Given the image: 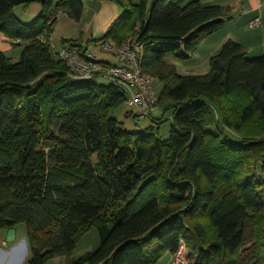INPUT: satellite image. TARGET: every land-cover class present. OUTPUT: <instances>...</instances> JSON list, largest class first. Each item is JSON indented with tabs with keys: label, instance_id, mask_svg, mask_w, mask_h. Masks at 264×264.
<instances>
[{
	"label": "trees",
	"instance_id": "obj_1",
	"mask_svg": "<svg viewBox=\"0 0 264 264\" xmlns=\"http://www.w3.org/2000/svg\"><path fill=\"white\" fill-rule=\"evenodd\" d=\"M97 1L120 10L99 41L142 45V72L163 85L162 116L125 130L113 117L120 85L73 79L52 59L56 16L78 21L81 0H0V32L21 48L16 61L0 52V231L24 225L26 264H155L181 246L185 264H264V53L249 58L227 40L206 74L180 76L166 55L189 59L229 7ZM32 3L41 13L24 24L13 9ZM92 229L97 247L74 258Z\"/></svg>",
	"mask_w": 264,
	"mask_h": 264
},
{
	"label": "rangeland",
	"instance_id": "obj_2",
	"mask_svg": "<svg viewBox=\"0 0 264 264\" xmlns=\"http://www.w3.org/2000/svg\"><path fill=\"white\" fill-rule=\"evenodd\" d=\"M58 0H54L56 3ZM133 4H137L139 0H130ZM83 5V12L81 18L78 21H74L70 18V16L66 12H60L56 16V21L53 25V32L50 37V44L55 48L60 47H68V42H77L82 46L88 48V50L94 55L97 61H104V59L110 58L109 53L102 52L97 47L99 41L104 34L94 35V26L92 22L93 15V6L95 3H100L101 1L97 0H81ZM118 7V6H117ZM237 10V9H235ZM234 10V12H235ZM41 13V5L39 3H32L27 7L17 6L13 9V15L22 23L30 24L34 21L39 14ZM233 9H230V17L229 20L233 18ZM236 19V18H235ZM232 27L229 28L231 30ZM250 29V28H249ZM254 29V28H251ZM97 32V30H96ZM234 31L218 30L212 35L206 37L205 42L201 41L197 46V49L192 54H189V59L187 60H178L174 58L172 55H166L164 62L170 66H173L175 69V73L180 76H188V75H204L209 70L208 61L209 58L216 54L213 52L216 46H219L221 40L225 37L226 34H233ZM227 36V35H226ZM225 43V42H224ZM223 43V44H224ZM222 46V45H220ZM219 49V48H218ZM21 52V48L17 47V55L9 56L12 58H19ZM8 57V58H9ZM253 58V57H252ZM168 60L174 61V63H169ZM168 62V63H167ZM97 84H107L108 80L105 78H97L95 81ZM162 83L159 79L153 78L152 80V88L157 95L159 96ZM130 111L125 104H122L118 108L113 111V117L122 123V126L127 131H138L140 129H144L148 124V119H142L139 123H135L134 118L132 116H128L127 113ZM162 109L159 106L155 107V111L152 112V117L161 118ZM170 116L171 112L168 111L163 116V122L160 125L158 135L160 138L165 139L168 134V130L170 128ZM232 139H235V136L229 134ZM15 238L13 241H7L6 249L9 247L16 246V251H14L13 255L9 257L6 264H25L27 259L30 257V250L28 247L25 227L23 224H18L14 228ZM4 231H0V240L2 239ZM97 239L98 236L95 229L90 230L85 235H83L76 244V247L73 251L72 256L74 258H79L90 251L91 246H94L93 239ZM4 240L6 237L4 236ZM1 242V241H0ZM98 243L96 244V246ZM92 250V249H91ZM6 258V254L0 251V264ZM64 260L61 257H56L52 261H49L47 264H60L61 261ZM63 264V263H62Z\"/></svg>",
	"mask_w": 264,
	"mask_h": 264
},
{
	"label": "built area",
	"instance_id": "obj_3",
	"mask_svg": "<svg viewBox=\"0 0 264 264\" xmlns=\"http://www.w3.org/2000/svg\"><path fill=\"white\" fill-rule=\"evenodd\" d=\"M259 19L249 23V28H256ZM102 52L116 57V62H100L90 53L81 57L74 48L60 47L51 51L52 59L63 62L68 75L77 80H90L105 78L120 85L126 94L124 104L130 109L135 123L142 119H149L158 103V97L152 88V80L148 74L142 72L141 62L143 47L126 39L122 44L116 45L109 41L97 44ZM176 264H185L183 247L173 255Z\"/></svg>",
	"mask_w": 264,
	"mask_h": 264
},
{
	"label": "crops",
	"instance_id": "obj_4",
	"mask_svg": "<svg viewBox=\"0 0 264 264\" xmlns=\"http://www.w3.org/2000/svg\"><path fill=\"white\" fill-rule=\"evenodd\" d=\"M203 5H217V6H227L230 9H233V18L231 20H227L221 30L227 29L228 31H234L233 34H226L225 37L221 40L219 46H216L213 52H218L220 49V45H223L227 40H232L239 43L247 50V56L249 58H254L262 55L264 53V0H198ZM93 15L92 22L94 26V35L104 34L110 24L115 21L119 15L120 10L117 5L110 1H101L100 3H95L93 6ZM237 9V10H235ZM235 10V12H234ZM236 18V19H235ZM259 19V25L254 29H249V23L254 19ZM231 30H229V28ZM97 30V32H96ZM207 39V38H206ZM205 39V40H206ZM205 40H203L205 42ZM202 41V42H203ZM201 42V43H202ZM52 50L59 49L55 48L50 44ZM219 48V49H218ZM0 52L3 53L6 57L17 55V48H13L11 42L3 36L0 32ZM87 52L93 55L88 49ZM110 58L104 59V62H116V57L109 54ZM94 56V55H93ZM11 58V57H9ZM13 61H16L17 58H12ZM169 63H174V61L168 60ZM168 63V62H167ZM155 111V109H154ZM153 111V112H154ZM7 231V230H6ZM6 231H4L2 235V239L0 240V251L6 254V258L3 260L1 264H6L9 257H11L16 251V246L9 247L6 249L7 241L4 240V236L6 237ZM93 245L90 248V251L95 249L97 239H93ZM92 249V250H91ZM185 251H183V255L185 258ZM63 259V257H61ZM53 260V259H52ZM51 260V261H52ZM63 263V260L60 264ZM26 264V263H25ZM155 264H176L174 262L173 255L169 253H165L161 256V258Z\"/></svg>",
	"mask_w": 264,
	"mask_h": 264
},
{
	"label": "water",
	"instance_id": "obj_5",
	"mask_svg": "<svg viewBox=\"0 0 264 264\" xmlns=\"http://www.w3.org/2000/svg\"><path fill=\"white\" fill-rule=\"evenodd\" d=\"M15 238V231L14 229H8L6 231V241H13Z\"/></svg>",
	"mask_w": 264,
	"mask_h": 264
}]
</instances>
